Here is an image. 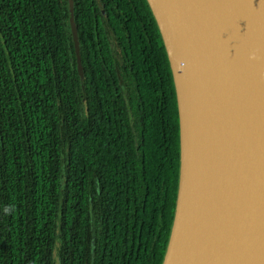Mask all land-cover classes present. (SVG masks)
Instances as JSON below:
<instances>
[{"label":"trees","instance_id":"trees-1","mask_svg":"<svg viewBox=\"0 0 264 264\" xmlns=\"http://www.w3.org/2000/svg\"><path fill=\"white\" fill-rule=\"evenodd\" d=\"M0 0V264H163L180 117L148 0ZM57 254V259H56Z\"/></svg>","mask_w":264,"mask_h":264},{"label":"water","instance_id":"water-1","mask_svg":"<svg viewBox=\"0 0 264 264\" xmlns=\"http://www.w3.org/2000/svg\"><path fill=\"white\" fill-rule=\"evenodd\" d=\"M177 91L181 176L175 219L163 264H264V69L249 66L254 52L264 51V39L256 36L261 0H244L238 12L251 46L242 38L215 33L226 31L232 14L231 0H160L194 26V31L175 28L187 42V54L203 72L202 82H191V101ZM71 29L80 59L78 29L69 0ZM252 13H247V8ZM186 68L183 73L186 74ZM240 76L250 83L248 95L235 103L234 89ZM182 101L194 123L186 125ZM207 116L209 125L197 116ZM186 130L189 136L185 135ZM205 139V144L202 143ZM196 148L190 155L188 142Z\"/></svg>","mask_w":264,"mask_h":264},{"label":"bare ground","instance_id":"bare-ground-1","mask_svg":"<svg viewBox=\"0 0 264 264\" xmlns=\"http://www.w3.org/2000/svg\"><path fill=\"white\" fill-rule=\"evenodd\" d=\"M182 1V0H178ZM155 12L158 15L161 28L163 30L169 52L171 55V60L175 70L176 80L180 91V96L185 101H191L192 96V87L191 82L195 81L197 83L202 82L203 72L199 66L191 61L187 54V42L184 41L181 37L176 35L174 29L180 28L187 31H194V26L189 25L185 21L179 19V15L167 4L163 3L160 0H150ZM261 9H260V21H255L254 25L257 29L256 36L264 39V0H261ZM244 5V0H231L232 14L226 22V31L221 32L219 29L215 30V33L218 35H225L230 38H242L244 41V48L248 49L251 46L250 40L248 39L246 32L244 30L243 23L238 17V12ZM247 13H252V8L248 7L246 10ZM175 27V28H174ZM249 66L256 67L260 70L264 69V51L254 52L252 60L249 63ZM186 68V74L183 73V69ZM250 83L240 76L237 80L236 87L233 93V100L235 103H240L244 99L250 90ZM182 101L184 115L186 118V125L190 127V134H193L194 123L190 120L186 102ZM198 119L205 125H209L210 121L207 116L202 112L201 109L197 113ZM185 135L188 137L189 132L186 130ZM188 148L190 155L193 156L196 148L193 145L191 140H187ZM202 143H206L205 139L202 138Z\"/></svg>","mask_w":264,"mask_h":264},{"label":"rangeland","instance_id":"rangeland-1","mask_svg":"<svg viewBox=\"0 0 264 264\" xmlns=\"http://www.w3.org/2000/svg\"><path fill=\"white\" fill-rule=\"evenodd\" d=\"M56 259H57V254H56Z\"/></svg>","mask_w":264,"mask_h":264}]
</instances>
